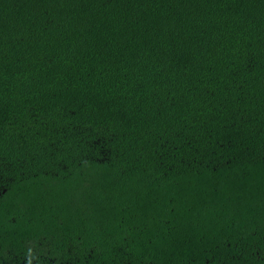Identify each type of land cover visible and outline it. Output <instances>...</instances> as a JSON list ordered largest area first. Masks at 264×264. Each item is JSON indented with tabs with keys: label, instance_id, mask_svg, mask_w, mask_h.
<instances>
[{
	"label": "trees",
	"instance_id": "obj_1",
	"mask_svg": "<svg viewBox=\"0 0 264 264\" xmlns=\"http://www.w3.org/2000/svg\"><path fill=\"white\" fill-rule=\"evenodd\" d=\"M0 264H264V0H0Z\"/></svg>",
	"mask_w": 264,
	"mask_h": 264
}]
</instances>
